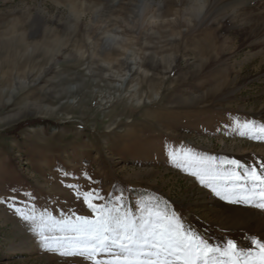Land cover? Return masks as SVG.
<instances>
[{"label":"rangeland","instance_id":"374dc122","mask_svg":"<svg viewBox=\"0 0 264 264\" xmlns=\"http://www.w3.org/2000/svg\"><path fill=\"white\" fill-rule=\"evenodd\" d=\"M200 1L156 0L140 16V0H79L78 10L69 0H0V91L9 90L0 98V198L16 188L38 212L91 215L64 184L123 192L133 210L167 204L211 242L232 203L169 153L213 158L221 174L232 159L264 160V140L241 134L245 122L264 123V0L241 14L230 7L236 20L182 12ZM21 37L36 48L14 67ZM0 264L92 262L44 251L0 203Z\"/></svg>","mask_w":264,"mask_h":264},{"label":"snow or ice","instance_id":"6c2138e0","mask_svg":"<svg viewBox=\"0 0 264 264\" xmlns=\"http://www.w3.org/2000/svg\"><path fill=\"white\" fill-rule=\"evenodd\" d=\"M244 128L242 135L264 140V123L249 121ZM169 156L178 167L194 168L191 175L215 195L264 210V160L244 164L232 159L221 174L213 158L203 160L188 153L180 157L175 152ZM62 174L65 178L74 175ZM83 175L90 185L99 183L86 172ZM64 186L91 215L63 210L53 215L47 207L38 212L35 197L31 204L20 201L16 188L0 198L46 252L83 257L92 264H264V238H252L254 248L247 251L235 239L215 244L186 225L182 214L167 204L161 208L159 201H142L133 210L123 192L105 194L99 187L83 189L77 183ZM32 196L26 193V198Z\"/></svg>","mask_w":264,"mask_h":264},{"label":"bare ground","instance_id":"6f19581e","mask_svg":"<svg viewBox=\"0 0 264 264\" xmlns=\"http://www.w3.org/2000/svg\"><path fill=\"white\" fill-rule=\"evenodd\" d=\"M186 1H188V0H182L183 4H184V2L186 3ZM246 1H248V0H238L237 2L236 1L232 2L233 3L232 4L231 1H228V0H204V2L202 1L203 3L200 1L199 4L190 3L189 5H187L186 9L182 10V12L184 14H186V13L192 14V16L196 17V16L200 15V13L202 12L203 9L206 8V10L204 11V14L202 15L203 16L202 19L203 18L206 20L209 18L214 19L215 17H217L218 14H221V13H225L224 17H226L227 16L226 12L228 13V9L230 7H233L234 9L238 8L239 13L242 12L243 9L245 10L248 7L250 8V10L251 9H257L260 0H256V1L252 0L251 3L248 2L249 4H247ZM78 2H79V0H69V5H70L71 9L78 10L79 9L77 6ZM157 5H158V3L156 2V0H140L139 13L138 14H140V16H144L147 11H150V10L152 11V8L157 6ZM81 6H83V5H81ZM91 7H92V5H91ZM156 10L160 11V12H158V15H155L156 17H159V18L164 19V20L167 18L166 17L167 16L166 11L161 10L160 7L157 8ZM152 12H154V10ZM254 12H255V10H254ZM259 12H260V10H259ZM250 14H252L251 11H250ZM253 14H254V16L257 15L255 13H253ZM246 15H248V14H246ZM138 17H139V15H138ZM227 19L236 20L235 16L233 14H229V16H227ZM190 20H188V22ZM193 20H194V18H192V21ZM249 20H251V19H249ZM25 39L26 38L21 37V40H19V42L17 43L15 48H13V53L11 54V56L13 58L12 59V61H13L12 65L14 67L17 66V64L15 62L17 56L18 57L21 56L24 58V60L26 62H28V61L30 62V60L32 59V55L35 52L34 48H36V45L35 44L30 45L27 41H25ZM124 80H125V78H124ZM6 91L7 90H5V89L4 90L1 89L0 98L1 97L4 98ZM61 92L62 93L64 92L65 94L72 93L71 90H68L66 88H63V90ZM10 94L12 96V91L10 92ZM222 214L223 215L221 217L220 223H218L219 228L214 227V226L210 227V229L212 231L211 242H213L215 244H219V243H222L226 239H235V240H237L239 247L241 249H244L245 251H247V250L254 248V245L252 244V238H256V239L264 238V212L262 210L255 208V207H251V206L250 207L245 206V205H242L240 203H232L230 205H226V214L225 213H222Z\"/></svg>","mask_w":264,"mask_h":264}]
</instances>
